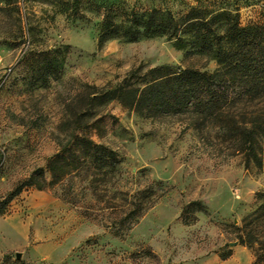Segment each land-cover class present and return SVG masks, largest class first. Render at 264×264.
Segmentation results:
<instances>
[{
    "label": "rangeland",
    "instance_id": "rangeland-1",
    "mask_svg": "<svg viewBox=\"0 0 264 264\" xmlns=\"http://www.w3.org/2000/svg\"><path fill=\"white\" fill-rule=\"evenodd\" d=\"M109 9L120 20L160 11L179 21L196 9L264 24V0L0 3V202L78 132V115L81 133L120 160L106 183L83 172L52 190L25 188L0 214V264H253L240 237L264 244V170L246 165L217 128L191 126L190 116L145 118L117 101L90 102L140 65L214 72L216 61L193 27L180 38L100 45ZM156 183L168 193L116 234L139 192Z\"/></svg>",
    "mask_w": 264,
    "mask_h": 264
},
{
    "label": "trees",
    "instance_id": "trees-1",
    "mask_svg": "<svg viewBox=\"0 0 264 264\" xmlns=\"http://www.w3.org/2000/svg\"><path fill=\"white\" fill-rule=\"evenodd\" d=\"M21 1L27 0H0V3ZM119 18L113 9L107 11L101 26L100 45L115 38L130 41L154 36L180 38L193 27L197 28L194 40L201 44L202 52L209 59L216 61L218 69L207 72L182 66L140 65L115 87L95 92L91 105L117 101L128 111L153 119L190 116L191 126L217 128L222 140L244 156L246 165L252 163L264 170V24L241 26L238 16L228 11L214 13L196 9L179 21L170 13L160 11H153L148 17L132 12L122 20ZM221 29L223 34L218 33ZM82 120L83 116L78 115V132L71 134L67 143L47 160L46 167L35 170L0 202V214L25 188L52 190L65 179L83 172L97 185L106 183L115 173L120 164L117 153L82 134ZM99 123L100 119L92 127L99 129ZM167 193L161 183L140 191L133 209L118 223L116 234L137 224ZM195 204L198 203L191 205ZM183 218L189 225L185 212ZM247 238L241 236L240 241L253 250V264H264L263 242L249 235Z\"/></svg>",
    "mask_w": 264,
    "mask_h": 264
}]
</instances>
